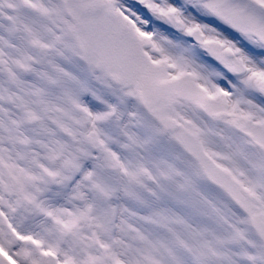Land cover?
Returning a JSON list of instances; mask_svg holds the SVG:
<instances>
[{
    "label": "snow or ice",
    "instance_id": "obj_1",
    "mask_svg": "<svg viewBox=\"0 0 264 264\" xmlns=\"http://www.w3.org/2000/svg\"><path fill=\"white\" fill-rule=\"evenodd\" d=\"M0 264H264V0H0Z\"/></svg>",
    "mask_w": 264,
    "mask_h": 264
}]
</instances>
